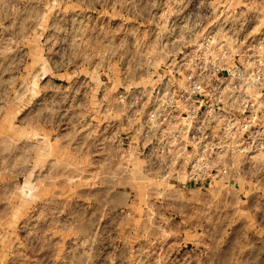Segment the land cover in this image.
<instances>
[{
	"label": "rangeland",
	"instance_id": "374dc122",
	"mask_svg": "<svg viewBox=\"0 0 264 264\" xmlns=\"http://www.w3.org/2000/svg\"><path fill=\"white\" fill-rule=\"evenodd\" d=\"M195 1L0 0V264H264V161L183 188L120 148L118 94L199 37Z\"/></svg>",
	"mask_w": 264,
	"mask_h": 264
},
{
	"label": "built area",
	"instance_id": "2783aa9c",
	"mask_svg": "<svg viewBox=\"0 0 264 264\" xmlns=\"http://www.w3.org/2000/svg\"><path fill=\"white\" fill-rule=\"evenodd\" d=\"M211 2L196 0L184 16L190 38L200 31L193 43L150 85L118 94L123 155L141 161L145 176L183 188L208 189L234 180V165L264 161V27L246 13L205 23L215 14L200 5Z\"/></svg>",
	"mask_w": 264,
	"mask_h": 264
}]
</instances>
